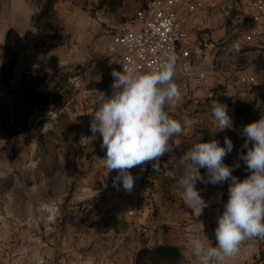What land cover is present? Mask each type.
Returning <instances> with one entry per match:
<instances>
[{"label":"rangeland","instance_id":"rangeland-1","mask_svg":"<svg viewBox=\"0 0 264 264\" xmlns=\"http://www.w3.org/2000/svg\"><path fill=\"white\" fill-rule=\"evenodd\" d=\"M69 1L70 6L88 9L92 14L115 12L110 11L114 4L110 3L112 0ZM25 2L26 5L14 4L13 0H0V66L7 30L14 28L23 33L31 29V19L39 11L40 0ZM235 14L236 10L231 9L224 16L223 27L226 29L227 40H219L214 44V55L205 57L200 69L210 74L213 83L221 90L232 95L243 91L246 93V101L255 100L260 106L261 100H256L255 93L252 92L254 85L241 86L238 84V77L243 74H256L259 78L257 85L264 84V46L257 48L255 45L244 43L243 46H238L251 20L244 18L242 22H236ZM55 24L57 25V16ZM70 40L67 36L61 45L51 43L63 46V51H70L76 46V39ZM90 52L95 54L97 51ZM29 65L31 64L18 65L12 81L6 84L0 81L1 200L2 203L9 202V199L15 201H11V204L12 209H16L15 236L18 244L24 242L25 212L31 197L34 222L41 221V206L46 210L54 208V213L61 215V218L53 220L54 223L61 220L58 222L60 226L73 216L68 211L76 208L87 211L85 219L91 220L97 210L108 209L105 202L109 199L105 194L109 189L116 188L113 184L110 187V182L107 181L112 183L118 174L116 170L107 173L101 165L99 158L106 155V150L100 146L102 137L97 134L92 138L90 130V114L99 107L101 94L110 97L113 91L112 88H104L95 61L63 65L39 77H31L26 73ZM185 80L184 72H178L176 68L175 81L182 91V99L171 110L170 115L178 120L188 117L194 123L189 131L174 137L173 140L178 139L179 146L183 147L217 140L223 147L224 138L227 136L232 140L233 148L226 157L234 168L233 175L243 180L249 175L245 163L240 159L241 153L247 151L243 147L244 127L232 119L231 129L217 131L211 113L214 101L207 98L201 90H194L193 95L186 94ZM236 164H239V167H235ZM94 172L97 180L91 187L96 188L98 192L94 197L86 198L83 194L88 191V186H85L83 179ZM130 172L135 178L137 170L132 168ZM119 183L122 187V182ZM207 185L209 188H221L220 196L224 197V201L228 200L230 181L217 184L208 182ZM131 203L132 201L128 206ZM118 206V202L114 201L113 208ZM57 209L60 212H57ZM3 224L8 225L4 217ZM131 224L134 226V223ZM252 241V245L248 247L244 242L241 244V259L245 264H264L261 257L264 239L253 238Z\"/></svg>","mask_w":264,"mask_h":264},{"label":"crops","instance_id":"crops-1","mask_svg":"<svg viewBox=\"0 0 264 264\" xmlns=\"http://www.w3.org/2000/svg\"><path fill=\"white\" fill-rule=\"evenodd\" d=\"M195 1L202 6L189 15L184 23L188 34L185 46L195 50L201 43L207 42L205 57L208 58L214 55L216 42L227 40L226 29L223 27L224 16L234 9L236 22L249 18L246 15L248 2L176 0L177 13L183 14L189 3ZM148 2L149 0H122L115 12L92 14L88 9L70 6L69 0H59L55 5L56 28L63 36H68L73 41L76 39V46L70 51H63V46L48 43L41 48L24 50L20 54L18 65L39 63L43 73H49L63 65L96 61L105 57L109 41L108 30L134 16ZM13 3L26 5L25 0H13ZM244 44L243 38L240 39L238 46ZM245 45L260 47L256 43ZM95 50L98 53L90 52ZM202 63L201 58L193 57L191 72L197 74L203 71L200 69ZM176 68L178 72H182L180 64ZM209 76L212 78L210 74ZM244 95L246 93L243 91L236 94L240 100H246ZM190 147L192 146L173 145L172 151L160 158L158 172L153 169L152 163L134 167L137 175L132 191H125L123 186L119 190L105 189V195L109 199L105 206L108 209L97 210L91 220L85 219L87 211L76 208L68 211L73 216L60 226L58 222L61 220L55 223L53 220L61 215H56L54 208L46 210L41 206V221L34 222L31 197L26 206L23 244H18L15 236L16 209H12L10 199L9 202L2 203L0 189V264H87L90 257L94 264H135V256L141 248L164 244L180 248L182 260L179 264H212L193 256L191 240L196 236L203 239L206 235L215 245L218 217L223 213L227 201L220 196L221 188H209L208 171L201 168L200 174L205 179L204 182L198 181L196 187L208 206L200 213L199 209H191L185 204L178 183L183 175L180 158ZM96 180L95 172L84 176L83 181L88 186V191L83 194L86 198L94 197L98 192L91 187ZM107 182H110L111 187V181ZM113 199L119 204L117 208H113ZM132 209H140L141 213L137 217L129 216L128 211ZM57 212L60 210L57 209ZM2 217L7 219L8 225H2ZM252 240H246L244 244L251 246ZM241 255L239 250L237 255L227 258L225 264H245Z\"/></svg>","mask_w":264,"mask_h":264},{"label":"clouds","instance_id":"clouds-1","mask_svg":"<svg viewBox=\"0 0 264 264\" xmlns=\"http://www.w3.org/2000/svg\"><path fill=\"white\" fill-rule=\"evenodd\" d=\"M164 59L148 70H140L130 62L120 70L113 69L112 95L100 96L99 107L90 114V130L95 138L102 137L101 148L106 155L99 158L107 173L117 171L113 187L132 191L135 178L130 170L152 163L160 171V158L172 151L174 137L186 133L194 123L190 118L178 120L170 115L181 101L182 91L175 81L179 56L165 51ZM211 113L217 131L233 127L226 103L213 102ZM244 148L240 159L249 173L243 180L233 175L234 168L224 164V157L232 151L233 142L227 136L224 145L217 140L199 142L180 158L183 175L178 183L185 204L200 213L208 206L197 189L204 182L201 168L208 171L212 184L230 181L228 200L215 228V245L206 237L191 240L193 256L212 264H225L227 258L239 253L241 244L249 239H264V115L244 126ZM235 167H239L236 164ZM87 264H94L90 257Z\"/></svg>","mask_w":264,"mask_h":264},{"label":"built area","instance_id":"built-area-1","mask_svg":"<svg viewBox=\"0 0 264 264\" xmlns=\"http://www.w3.org/2000/svg\"><path fill=\"white\" fill-rule=\"evenodd\" d=\"M246 15L251 20L247 30L243 33V43H256L264 46V0H247ZM201 3H189L183 14L176 10V0H149L136 14L118 26L108 30L109 41L105 58L110 63L122 67L134 62L138 69L148 70L152 65L164 59L165 51H174L178 56V63L186 75L184 91L193 95L194 90H201L209 99H215L222 93L221 88L213 83L212 78L205 71L197 74L191 72L193 57L205 59L207 42L201 43L195 50L187 48L188 34L184 28L189 15L201 8ZM177 63V64H178ZM31 77H39L44 73L39 63H33L26 69ZM256 74H243L238 77V84L244 87L257 85ZM211 81V82H209ZM140 209L128 211L129 216L137 217Z\"/></svg>","mask_w":264,"mask_h":264},{"label":"trees","instance_id":"trees-1","mask_svg":"<svg viewBox=\"0 0 264 264\" xmlns=\"http://www.w3.org/2000/svg\"><path fill=\"white\" fill-rule=\"evenodd\" d=\"M57 1L40 0L39 11L31 19V29H27L23 33H19L14 28L7 30L4 39V55L0 66V81L3 84L14 79L22 51L41 48L51 42H56L59 45L64 43L65 37L58 32L55 24L57 16L55 5ZM121 1L112 0L110 3L114 4L110 11H115L121 5ZM95 66L102 77L104 88H111L113 83L111 71L113 69L120 70V66L110 63L105 57L97 59ZM252 92L255 93L256 100H261L260 106L256 104L255 100H240L236 95L228 93H222L213 101L226 103L232 119L237 120L244 127L264 115V84L254 85ZM223 162L231 166L226 156ZM262 246L261 257L264 259V241ZM181 260L180 248L169 244L157 245L152 248L143 247L135 256V264H179Z\"/></svg>","mask_w":264,"mask_h":264}]
</instances>
